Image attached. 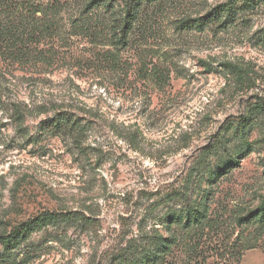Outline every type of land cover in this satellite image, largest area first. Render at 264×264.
Wrapping results in <instances>:
<instances>
[{"label": "rangeland", "instance_id": "obj_1", "mask_svg": "<svg viewBox=\"0 0 264 264\" xmlns=\"http://www.w3.org/2000/svg\"><path fill=\"white\" fill-rule=\"evenodd\" d=\"M0 2V264H264V0Z\"/></svg>", "mask_w": 264, "mask_h": 264}, {"label": "trees", "instance_id": "obj_2", "mask_svg": "<svg viewBox=\"0 0 264 264\" xmlns=\"http://www.w3.org/2000/svg\"><path fill=\"white\" fill-rule=\"evenodd\" d=\"M149 1H154V0H149ZM0 6H1V2H0ZM135 16H136V12L130 9L127 14L126 19L123 21V28L125 27L126 29L130 28ZM181 27L184 29L197 28L199 30H202L204 28V25L200 21V19H192V20H183L181 23ZM257 216L260 221L264 222V212L261 213L260 215L251 213L250 215L245 217L243 220H245V222H253L254 219L257 218ZM55 218L56 216L50 213L39 215L37 218L29 222L26 225V227L23 229V231L21 232V241L26 240L33 231L39 229L40 227L44 226L46 223L54 220ZM0 242L3 244V246H5L6 249L11 250L20 243V240H16L15 238L9 235H3V236H0Z\"/></svg>", "mask_w": 264, "mask_h": 264}]
</instances>
